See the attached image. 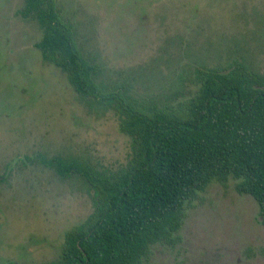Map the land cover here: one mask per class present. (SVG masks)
Returning <instances> with one entry per match:
<instances>
[{"label": "rangeland", "instance_id": "obj_1", "mask_svg": "<svg viewBox=\"0 0 264 264\" xmlns=\"http://www.w3.org/2000/svg\"><path fill=\"white\" fill-rule=\"evenodd\" d=\"M25 0H0V264L57 260L65 234L93 212L95 190L48 160L99 170L127 164L132 138L115 105L78 93L46 61ZM98 82L144 105L199 88L198 69L244 62L264 73V0H57ZM214 181L186 208L181 240L152 246L151 264H264L257 200Z\"/></svg>", "mask_w": 264, "mask_h": 264}, {"label": "trees", "instance_id": "obj_2", "mask_svg": "<svg viewBox=\"0 0 264 264\" xmlns=\"http://www.w3.org/2000/svg\"><path fill=\"white\" fill-rule=\"evenodd\" d=\"M20 13L41 25L42 57L67 72L81 95L115 105L120 129L132 138L129 161L115 171L59 156L47 161L61 176L83 177L95 190V207L66 232L60 257L42 264H151L154 244L181 240L198 192L230 177L239 193L257 200L264 223V73L240 61L198 69L195 94L144 105L98 82V67L57 0H25Z\"/></svg>", "mask_w": 264, "mask_h": 264}]
</instances>
